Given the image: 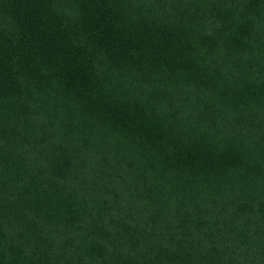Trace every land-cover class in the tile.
I'll return each mask as SVG.
<instances>
[{
  "label": "trees",
  "instance_id": "16d2710c",
  "mask_svg": "<svg viewBox=\"0 0 264 264\" xmlns=\"http://www.w3.org/2000/svg\"><path fill=\"white\" fill-rule=\"evenodd\" d=\"M0 264H264V0H0Z\"/></svg>",
  "mask_w": 264,
  "mask_h": 264
}]
</instances>
